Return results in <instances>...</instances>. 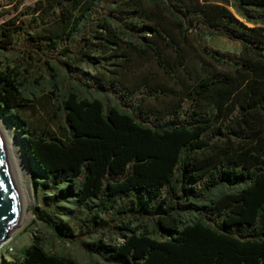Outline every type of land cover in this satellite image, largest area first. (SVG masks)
<instances>
[{
	"label": "trees",
	"instance_id": "1",
	"mask_svg": "<svg viewBox=\"0 0 264 264\" xmlns=\"http://www.w3.org/2000/svg\"><path fill=\"white\" fill-rule=\"evenodd\" d=\"M12 9L0 21V53L25 41L38 57L27 48L21 61L1 63L0 107L26 135L33 171L64 183L56 196L75 207L65 213L82 214L74 227L48 209L34 217L73 241L111 213L121 240L93 250L114 264H264V0H35ZM208 34L238 41V54L213 50ZM57 49L68 66L107 71L104 84L127 90L158 123L69 89L55 106L62 124L32 125L21 115L36 98L26 76L37 60L52 70ZM143 92L169 97L171 118L144 111ZM42 247L34 237L9 264H82Z\"/></svg>",
	"mask_w": 264,
	"mask_h": 264
},
{
	"label": "rangeland",
	"instance_id": "2",
	"mask_svg": "<svg viewBox=\"0 0 264 264\" xmlns=\"http://www.w3.org/2000/svg\"><path fill=\"white\" fill-rule=\"evenodd\" d=\"M34 2L35 0H0V11L8 9V12L0 17V21L13 14L12 8L14 6L32 5ZM260 12L257 10V17L261 15ZM260 23L264 24V21ZM248 25L250 26L251 24L248 23ZM205 39L213 50H217L223 54H238L241 48L238 41L230 40V38L224 35L208 34L205 36ZM24 42H18L10 51L1 52L0 65L3 62L12 64L13 61H21L24 53L27 52V48H30L29 53L32 56L38 57V54L33 52L36 49L34 42H28L27 45ZM65 43L68 45L70 41L67 40ZM43 60H37L30 73L26 76L29 79V91L35 93L28 95L30 97L35 95L36 98L32 102L33 108L22 111L21 115L32 125H37L42 120L48 121L54 128L62 124L64 121V111L63 109H56L55 106L59 104L61 97L69 89L76 90L81 97L100 98L106 105L117 104L133 113L137 119L145 123H158L154 115L155 113L147 114L146 116L143 112L138 111V102L130 99V94L127 93V90H124L118 84H104V79H108L109 75L107 71L85 63H82L80 66H77V64L68 66L66 64V56H62L59 49L53 55L52 70L47 68ZM50 73L56 74L55 86L49 85L47 81ZM33 77H37V80L35 81ZM97 78L102 79L98 81L96 80ZM140 95V102L144 111L149 112L151 109H157L160 110L159 114L165 119L171 118L172 114H168L171 107L169 97H161V95L150 97L144 94V92L140 93ZM178 119H181V116ZM15 121L16 119L11 117L7 109L0 107V130L3 135L2 137L6 138L5 140L9 143V146L12 147L13 154L15 153L14 155H17L18 159H21L27 168L25 176L19 180V185L23 189L22 192H24L23 206L25 208L23 207V213L24 217L25 215L26 217L22 222L20 221L16 229L9 232L7 237L1 241L0 264H9L19 256L21 257L26 246L31 244L34 237L38 238L43 246V250L54 255L69 256L82 264H114L93 250L95 243L100 239L106 244L121 240V237L118 235V232L121 231L115 227L119 221L113 219L111 213L105 211L101 215L104 218L103 221L94 226L83 225L81 228H77L76 233L73 235V241L58 239L45 223L38 221L34 217V208L48 209L53 212L57 223L70 222L74 227L76 226L75 223H78L76 216H82V214L80 212L74 214L65 213V207H75L70 200H63L58 197L60 190L64 188V183L59 182L58 185L50 184L47 182L50 178L42 175L37 170L33 171L34 165L26 148V135L20 131ZM17 156L15 157L16 159ZM165 190L166 188H164ZM57 194L58 196H56Z\"/></svg>",
	"mask_w": 264,
	"mask_h": 264
},
{
	"label": "water",
	"instance_id": "3",
	"mask_svg": "<svg viewBox=\"0 0 264 264\" xmlns=\"http://www.w3.org/2000/svg\"><path fill=\"white\" fill-rule=\"evenodd\" d=\"M0 138V243L15 229L21 212L18 190L2 149Z\"/></svg>",
	"mask_w": 264,
	"mask_h": 264
},
{
	"label": "bare ground",
	"instance_id": "4",
	"mask_svg": "<svg viewBox=\"0 0 264 264\" xmlns=\"http://www.w3.org/2000/svg\"><path fill=\"white\" fill-rule=\"evenodd\" d=\"M2 132L0 130V138L2 140V149H3V153L5 155V159H6V164L12 174V176L14 177V181L16 183V186H17V190H18V198H19V201H20V204H21V212H20V218H19V221L15 227V229L18 227V225L20 224V221L22 222L25 217H24V211H23V207L25 208L24 205V199H23V189L22 187L19 185V180L21 178H23L25 176V172H26V164L23 163V161L21 159H18V156H17V159L15 158L16 156L13 154L12 152V147L9 146V143L5 140L6 138L5 137H2ZM4 139V142H3V139ZM21 184V183H20ZM22 189V190H21Z\"/></svg>",
	"mask_w": 264,
	"mask_h": 264
}]
</instances>
